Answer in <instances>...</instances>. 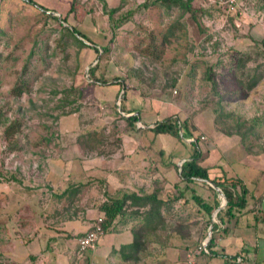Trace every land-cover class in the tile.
I'll return each mask as SVG.
<instances>
[{
	"label": "rangeland",
	"instance_id": "rangeland-1",
	"mask_svg": "<svg viewBox=\"0 0 264 264\" xmlns=\"http://www.w3.org/2000/svg\"><path fill=\"white\" fill-rule=\"evenodd\" d=\"M32 1L43 9L25 0H0V264H55V208L85 211L74 197L55 201V177L61 176H55L53 161L99 162L125 146L150 148L156 168L174 169L172 177L158 176L149 187L157 189L156 197L170 199L175 212L155 221L154 233L137 229L135 241L157 248L182 239L188 251L180 264L210 260V254L196 255L187 262L213 236L208 225L217 220L197 214L200 206L190 190L200 187L188 184L190 190L183 191L179 181L178 167L192 146L143 127L166 118L186 124L205 167L227 160H221L225 146L219 137L235 138L247 160L262 167L257 157L264 155V0H241L249 16L239 27L224 23L206 0H191L192 13L158 0ZM67 27L100 54L78 43ZM121 106L143 121L129 125ZM9 127L16 132L6 138ZM76 149L83 155H68ZM94 181L99 192L105 190L99 178ZM185 219L192 221L190 230L183 228ZM38 234L41 243L30 244ZM151 262L172 264L159 257L128 264Z\"/></svg>",
	"mask_w": 264,
	"mask_h": 264
},
{
	"label": "crops",
	"instance_id": "crops-1",
	"mask_svg": "<svg viewBox=\"0 0 264 264\" xmlns=\"http://www.w3.org/2000/svg\"><path fill=\"white\" fill-rule=\"evenodd\" d=\"M128 113L125 110L124 114L127 117L135 114V112ZM142 121L138 119V123ZM152 127L145 126L143 129L149 130ZM219 138L221 139L219 143L225 146L219 150L220 153H224L223 156L221 155V160H227L218 165L207 166L209 168L198 164L209 170L210 180H218L225 175L227 179L241 181L247 189L246 204L243 209H235L233 217L222 216V219L217 218L208 225V230L213 234L211 252L215 255H210V260L204 258L202 264H219V262L221 264H264V155L257 157L262 161L260 168L259 164L247 160L243 148L237 144L235 138H229L228 141ZM147 149L138 151L139 149L136 150L135 147L125 146L101 156V160L96 161L98 163L71 159L51 163L55 168V176H61V181L55 177V201L58 203L68 201L69 203L74 197L75 203L78 202L82 207H85V211H79L75 207L76 212L66 208H55V264H128L131 261H144V258L149 261L156 257H159L160 260L163 259L164 263L170 261L172 264L177 262L180 264L183 261L188 250L187 244L182 239L180 244L171 246L168 242L164 243L162 247L157 246V248L154 242L148 241L144 246L143 240L135 241L137 229L143 228L147 232L154 233L156 227L153 223L162 220V218H169L175 212L170 199L164 200L156 197L159 201L164 202L160 207L151 201L155 197L154 193L157 189L154 188L150 191V187L159 182L156 180L158 176L172 177L174 169L156 168L149 156L150 148ZM82 153L80 150L77 152L76 149L73 152L70 150L68 155L74 157L73 155L81 154L82 156ZM125 153H133V155L125 157ZM160 153L164 154V150H161ZM179 168L180 166L178 172ZM101 169L104 170L99 172ZM96 172L99 173V176H96ZM96 178H99L103 183L105 188L103 193L96 189L94 181ZM179 181L183 185L185 183L183 191L190 190L188 184H193L192 187H195L194 184L197 185V188L200 187V190H196V188L190 190L192 198L194 195L199 196L209 206H213L215 200L219 201L218 208L213 209L211 213L212 216H216L220 210L225 208L226 200L221 190L214 187L211 182H205L207 187L200 182L187 183L181 179ZM164 185L170 186L169 183ZM123 195L131 196L127 200V204L131 205L129 210L118 216L105 230V234L95 250L80 254L77 240L81 236L78 237V235L83 233V236L89 231L96 217L102 214L100 205L111 199L121 198ZM182 197L180 195L178 200ZM162 206L165 207L161 208ZM199 208L200 212L197 214L209 215L202 207ZM165 213L168 215L165 216ZM78 219L81 220L79 222H82L80 223L82 230L76 226ZM190 222L189 219L184 220L182 225L185 230L191 229ZM76 231L81 232L78 234ZM67 235L69 236L67 237ZM70 240H74L75 244L72 245ZM205 240V242L209 241L208 238ZM38 243H41L39 234L30 244ZM86 253L88 254L86 255ZM201 255L206 256V254ZM212 260L215 262L213 263ZM151 264L154 263L151 262Z\"/></svg>",
	"mask_w": 264,
	"mask_h": 264
},
{
	"label": "trees",
	"instance_id": "trees-1",
	"mask_svg": "<svg viewBox=\"0 0 264 264\" xmlns=\"http://www.w3.org/2000/svg\"><path fill=\"white\" fill-rule=\"evenodd\" d=\"M28 4L32 5L35 8L43 9L41 6H39L36 2L32 0H25ZM165 6L169 7H179L186 13H192V7H191V0H186L184 2L183 0H158ZM155 3V2H153ZM143 7H147V4H143ZM115 10H112L110 12V15L113 14ZM73 12V7H70L67 15L64 17L63 21L66 22V18L69 13ZM49 18L58 19L56 16L48 15ZM230 22L233 23V18H230ZM66 30H68L75 40L80 43L83 46H86L87 48L93 50L97 55L100 54L99 48L95 45H86L85 41L90 42L87 40L76 28L74 27H67ZM84 40V41H83ZM103 52H106V48L101 49ZM98 63H96L93 67L89 69V73L91 72V69H96ZM93 80L97 84H106L105 80H100L96 77H92ZM251 84L250 86H252ZM20 90H17V95L20 94ZM122 107V106H121ZM122 112H125L123 107L121 108ZM130 113V112H129ZM137 117L135 115L130 116L126 118V120L129 122V125H133L137 121ZM149 131L152 132L154 136L158 135H169L171 137L177 138L179 141L193 139L194 141L190 143L192 146V152L190 157L185 160L182 165L179 168V177L182 181H185L187 183H202L203 185L207 186L205 182H211L214 187L219 188L226 200V206L224 209L220 210L216 217L218 219H222V216H226L228 218L233 217V211L235 209H243L246 204V195H247V189L243 185L241 181L235 180V179H227L225 175H223V178L221 179H214L210 180L209 170L207 168H203L198 164L199 159L201 158V152L198 149L196 145V140L193 138L192 132L188 129L187 125H182L177 119L172 118H166L165 120H162L156 124L153 125L152 128H149ZM16 130H14L13 127H9L5 131L6 138H10ZM208 187V186H207ZM210 188V187H209ZM215 193V192H214ZM216 194V193H215ZM131 198L130 195H123L121 198L118 199H111L108 202L104 203L100 207V211L104 216L103 221V228L106 230L118 217L125 213L127 200ZM151 200V199H150ZM193 200L198 204L200 207L203 208L209 215H211L213 209H217L219 206V201L215 200L213 206H209L204 203L203 199L199 196L194 195ZM152 203L156 205L157 207H160L161 204L164 202L159 201L156 196L152 198ZM213 243V236L209 239L207 243V247L210 251V255H215L213 252H211V247Z\"/></svg>",
	"mask_w": 264,
	"mask_h": 264
},
{
	"label": "built area",
	"instance_id": "built-area-1",
	"mask_svg": "<svg viewBox=\"0 0 264 264\" xmlns=\"http://www.w3.org/2000/svg\"><path fill=\"white\" fill-rule=\"evenodd\" d=\"M209 5H214L220 11L223 16L224 23H227L230 18H233V24L236 27L241 25L244 18L249 16L246 6L241 0H206ZM141 126V124H139ZM192 143L193 139L186 140ZM182 164H180L181 166ZM104 216L100 214L96 217L93 226L87 231L83 236L78 238V252L80 254L93 251L96 249L100 240L105 234V229L103 228ZM207 243H202L201 246L197 248L193 253L187 255V262L193 263V258L196 255L206 254L209 255L210 251L207 247Z\"/></svg>",
	"mask_w": 264,
	"mask_h": 264
},
{
	"label": "water",
	"instance_id": "water-1",
	"mask_svg": "<svg viewBox=\"0 0 264 264\" xmlns=\"http://www.w3.org/2000/svg\"><path fill=\"white\" fill-rule=\"evenodd\" d=\"M50 14H53V13H50Z\"/></svg>",
	"mask_w": 264,
	"mask_h": 264
}]
</instances>
